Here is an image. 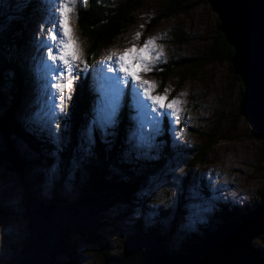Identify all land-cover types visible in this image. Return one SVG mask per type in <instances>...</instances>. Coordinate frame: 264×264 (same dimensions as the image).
I'll return each mask as SVG.
<instances>
[{
  "label": "rangeland",
  "instance_id": "obj_1",
  "mask_svg": "<svg viewBox=\"0 0 264 264\" xmlns=\"http://www.w3.org/2000/svg\"><path fill=\"white\" fill-rule=\"evenodd\" d=\"M49 1L37 0L31 20L20 32L18 47L11 58L21 72L26 74L23 79L24 86L29 83L27 88L22 90L18 106L12 111L20 132L25 133L26 137L10 135L5 138L0 132V150L7 147L11 157L13 152L23 159L24 177L29 180L35 194L44 199L59 194L73 200L85 179L79 176L77 171L81 164L84 165L82 158L85 154L93 150L95 135L109 146L120 138L124 147L120 154L133 163L144 164L157 160L162 155L165 141L169 142V148L175 153V160L166 164V171L151 176L147 187L140 191V202L143 205H128L117 200L101 212V224L91 234L97 236L94 240L88 239L89 235L86 233H77L74 229L66 233L71 244H75L78 264H104V252L113 256L122 254L126 239L139 222L148 228L155 227L162 231L166 236L168 248L176 249L188 234H199L218 228L221 222L219 210L222 206L231 207L241 214L257 207L258 196L264 192V161L259 159L261 139L239 112L242 95L240 81L238 76L231 73L229 63L206 62L203 48L215 36L219 21L218 15L211 9L207 0H189L185 5L186 12L162 19L152 28L149 26L165 0H145L134 13L133 23L112 45L101 50L94 61L86 59L87 42L77 22L79 5L84 0H79L77 10L70 16V35L79 49L80 61H86L88 67L84 68L81 64L80 68L75 69L74 74L78 79L75 81L68 108L65 112H57L55 116L52 115L53 101L50 96L53 90L50 86L47 87L45 100L34 93L31 81L37 78H30V75L37 70L34 54L39 49L28 42L31 37L32 41L38 44L34 39L35 35V38L41 37L39 43L42 44L51 26L50 19L55 14L53 7L47 4ZM7 2L8 0H0V6H6ZM19 2L22 0H15L14 3ZM42 25L44 31H41ZM177 26H182L190 40L180 47L171 42L172 32ZM137 32L142 34L139 38L135 35ZM152 37L156 38L153 54L160 52L161 55L153 62L152 71L141 73V79L157 82L158 87L154 95L163 94L167 88L169 100L182 101L179 105L181 114L178 118L164 117L154 138L140 143L139 120L133 107L130 87L120 93L115 122L106 129L99 123L94 124L98 109L110 103L112 99L111 82L104 80V76L114 73H107L100 66L105 63L106 54L119 53L132 45L142 46ZM43 45L48 46L46 43ZM193 59L201 63L189 67L179 65V62L189 63V60ZM43 62L44 60H41V63ZM162 71L168 72L166 78L160 76ZM58 74L67 75L66 72ZM184 75L186 79L179 83ZM38 79L45 81L42 76H38ZM39 85L42 88L43 81ZM78 85L80 88L85 86L89 92L92 101L87 112L91 115L89 120L85 117L84 126L79 133L80 139L77 140L72 158L69 159V169L72 171L60 186L57 179L62 162L61 151L70 144L69 122ZM2 92L7 91L3 89ZM37 99L39 103H44L39 105ZM0 102L6 103V97L0 98ZM54 103L59 104V101ZM35 104L48 110L47 117L34 114ZM4 106L0 104V114ZM121 122H124V128L120 134L118 129ZM144 131L147 135L152 129L149 126ZM206 144L210 145V148L204 153L203 161L190 167L187 157H182L183 153L188 149L201 152ZM33 145L41 147L39 155L31 148ZM13 166L15 169L18 167L16 164ZM17 171L7 168L4 164L0 166V207L12 210L10 214L0 215V264H13L19 254L22 240L29 235V225L23 216L24 190ZM259 236L255 237L251 244L264 252V238ZM100 237L105 239V247H102ZM55 262L73 264L65 253L58 254Z\"/></svg>",
  "mask_w": 264,
  "mask_h": 264
},
{
  "label": "trees",
  "instance_id": "obj_2",
  "mask_svg": "<svg viewBox=\"0 0 264 264\" xmlns=\"http://www.w3.org/2000/svg\"><path fill=\"white\" fill-rule=\"evenodd\" d=\"M144 1L145 0H84L82 4L79 5L77 22L80 32L87 42L85 48L86 59L94 61L101 50L112 45L114 40L122 34L130 24L133 23L134 13L141 7ZM188 1L189 0H165L162 6L157 10V15L153 18L149 28L154 27L162 19L176 17L179 14L186 12L185 5ZM14 2L15 0H8V4L6 6H0V98H3L4 96L6 97V103L0 102V104L5 105L0 114V132L5 138H8L10 135H16L22 138L26 137L25 133L20 132L19 124L12 115L13 109L19 104L23 86L25 84L23 79L26 74L21 72L16 62H14L11 58L12 54L15 53L16 47H18V41L21 37L20 32L26 23L29 24L32 16V10H34L37 6V0H22L19 4ZM189 41L187 33L182 30V26L174 28L171 36V42L174 45L180 47L182 45H186ZM203 53L205 55L206 62L227 61L230 65L231 73H234L231 66V58L234 54V48L227 42L224 34L219 31V21H217L216 34L210 40L209 44L203 48ZM189 61V63L184 62V64L183 62H179V65H186V67H189L192 64L201 63L197 59ZM159 74L162 78H166L168 72L162 71ZM185 75L180 79L179 83L186 79ZM239 83L242 93L243 85L241 81ZM3 89H6L7 92H2ZM5 93H7V95ZM73 99L74 104L72 105L69 122L70 144H68L64 151H61L62 162L59 170L60 174L57 179V183H59L60 186L65 181L67 175L71 173L70 171H72V169H69V159L72 158L73 148L77 143V140L80 139L79 133L81 131V127L84 126L85 117H88L87 120H89L91 115L87 112V110L89 109V103L92 100L90 99L89 92L85 86L80 88L78 85L76 87ZM123 128L124 122H121L118 129L120 130V134ZM95 137L96 140L94 141L93 150L90 153L85 154V157L82 158L84 165L81 164V168L77 171L79 172L78 175L85 177V179L81 183L79 193L76 194V197L73 200L59 194L53 195L52 198L48 199H44V197L36 195L30 187L29 180L24 177V169L23 171H17L18 169L14 168L12 162L10 161V155L8 154L7 147L0 150V166L4 164L7 168L14 169L18 172L20 184L24 190L23 216L27 222L29 221V217L27 215L26 202L29 196H33L42 203L62 205L65 203H74L86 193L98 195L109 193L114 190L118 196L117 200L120 202L128 205L133 203L143 205V203L140 202L142 196L139 195L142 188L147 187L151 176L162 174L163 171H166V164H171L175 160V153H173L169 148L168 141H165V147L162 151V155L157 160L149 163L138 164L126 160L127 158H123V155L120 154L124 149L120 138H117V140L109 146L108 144L102 143L97 135H95ZM31 148L37 152L38 155L39 151L42 150L40 146L35 145ZM209 148L210 145L206 144L201 152H198V150L193 151L192 149H188L186 153L182 152V157H187V164L192 167L193 165L199 164L203 161V155ZM18 158L20 161H23L21 157ZM259 159L264 161L263 140H261ZM23 168L25 167L23 166ZM263 201L264 192L258 196L256 205L258 206ZM113 204H115V202L105 206L101 212L107 210ZM220 209L221 222L219 226L232 222L241 215V213L237 210H233L231 207L227 208L225 205ZM101 212L98 216L100 221L103 216V213ZM141 223L139 222L135 225L133 233L128 238L133 237L140 239L143 237L159 236L168 253H185L190 243L200 241L212 232L205 230L199 234L190 233L184 238L179 248L169 249L166 242V236L162 233V231L152 226H150L152 228H148L143 226ZM100 224L101 223L90 229L77 228L74 229V231L81 234L86 233L89 235L88 239L94 240L97 236H92L91 234L98 225L100 226ZM169 230L171 231V229ZM262 237L264 238V233L262 234ZM102 239L103 238L100 239L102 247H105L103 246ZM66 240H69L67 235ZM67 243H69V246L67 245L68 250L65 254L68 255L71 263L78 264L79 261L76 259L77 250L75 244H71L70 242ZM26 249V239H23L19 254L14 259L13 264H18L19 258ZM261 253L264 255V252L261 251ZM111 256H113V254L104 252V260ZM54 264L57 263L55 262Z\"/></svg>",
  "mask_w": 264,
  "mask_h": 264
},
{
  "label": "water",
  "instance_id": "obj_3",
  "mask_svg": "<svg viewBox=\"0 0 264 264\" xmlns=\"http://www.w3.org/2000/svg\"><path fill=\"white\" fill-rule=\"evenodd\" d=\"M218 15L219 31L234 48L231 66L242 85L239 112L264 141V0H207ZM18 171L23 161L12 152ZM117 194H84L74 203L46 204L29 196L27 249L18 264H54L68 250L69 230L90 229L100 223L101 210L116 202ZM11 209L0 207V215ZM264 233V201L232 222L220 225L202 240L190 243L185 253H168L159 236L128 238L120 256L104 264H264V255L251 241ZM106 246L105 239H102Z\"/></svg>",
  "mask_w": 264,
  "mask_h": 264
},
{
  "label": "snow or ice",
  "instance_id": "obj_4",
  "mask_svg": "<svg viewBox=\"0 0 264 264\" xmlns=\"http://www.w3.org/2000/svg\"><path fill=\"white\" fill-rule=\"evenodd\" d=\"M79 0H52L54 16L50 19V28L45 36L46 62L52 80L50 88L53 90L50 96L52 103V115L57 112H65L75 81L78 76L74 74L75 69L88 67L86 61H80L79 49L75 45L69 26L70 16L77 10ZM44 31V26H41ZM136 37L142 34L137 32ZM156 38H148L142 46L132 45L119 53H112L101 64V69L111 76H104V80L111 82V102L98 109L97 118L94 121L105 129L115 122L117 105L122 90L130 87L133 98V107L137 112L139 120L138 142L144 143L154 138L159 131L160 122L164 117H180L179 99H168L169 90L166 88L161 95H154L158 87L157 82L142 80L141 73L152 71V64L161 55L160 52L153 54ZM47 61L51 63L48 64ZM79 61V63H78ZM66 72L67 75L58 74ZM103 87V85H102ZM58 100L59 104L54 103ZM103 105V102H102ZM175 122V121H173ZM151 127L152 132L145 135V129ZM58 129V125H56ZM134 138H136L134 136Z\"/></svg>",
  "mask_w": 264,
  "mask_h": 264
},
{
  "label": "bare ground",
  "instance_id": "obj_5",
  "mask_svg": "<svg viewBox=\"0 0 264 264\" xmlns=\"http://www.w3.org/2000/svg\"><path fill=\"white\" fill-rule=\"evenodd\" d=\"M47 4L49 6H52V0H50ZM34 39L36 41H38V44L35 43V42H33L32 39H31V37L28 40L29 43H31L32 45H35L39 49L38 50L39 53L37 52V53L34 54V56H36L34 58V60L37 63V66H36V69L37 70L34 71V72H32V74L30 75V78L36 77L37 79H35V78L32 79L31 84L33 85L34 93H37V96L39 98H42V99L45 100V97L47 98V96H46L47 87L49 86V82L52 81L51 78H50V76H49V70L45 66V62H46V48H47V46L43 45L45 43V39L42 40V44L39 43L41 41V37L40 38H35V35H34ZM37 55H39V57ZM40 56H43V58H41ZM108 56H109L108 54L105 55V58H104V61L105 62H106V58ZM30 58H33V57H30ZM41 60H44V62L41 63ZM47 63L50 64L51 62L50 61H47ZM38 64H40V66H38ZM38 76L44 77L45 78V81L43 79L42 80H39L38 79ZM42 81L44 83V86L41 88V86L39 85V83H41ZM28 84L29 83H26V85L23 88H27ZM39 87L41 89H38ZM49 90L51 91V89H49ZM37 101H38V99H37ZM38 103H39V101H38ZM43 103H44V101L43 102H40L39 105H42ZM21 104H22V100H21ZM21 104H20V107H21ZM39 105L35 104L34 114L37 115V116L41 115V116H46L47 117L48 110L40 107Z\"/></svg>",
  "mask_w": 264,
  "mask_h": 264
},
{
  "label": "flooded vegetation",
  "instance_id": "obj_6",
  "mask_svg": "<svg viewBox=\"0 0 264 264\" xmlns=\"http://www.w3.org/2000/svg\"><path fill=\"white\" fill-rule=\"evenodd\" d=\"M67 242H70V240H66V243H67ZM70 243H71V242H70ZM67 245L69 246V243H67Z\"/></svg>",
  "mask_w": 264,
  "mask_h": 264
}]
</instances>
